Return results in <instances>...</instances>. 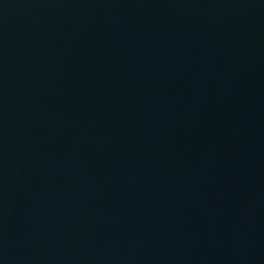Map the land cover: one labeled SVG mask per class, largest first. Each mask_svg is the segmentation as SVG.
Masks as SVG:
<instances>
[{"label":"water","instance_id":"1","mask_svg":"<svg viewBox=\"0 0 264 264\" xmlns=\"http://www.w3.org/2000/svg\"><path fill=\"white\" fill-rule=\"evenodd\" d=\"M0 264H264V0H0Z\"/></svg>","mask_w":264,"mask_h":264}]
</instances>
